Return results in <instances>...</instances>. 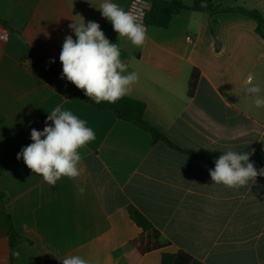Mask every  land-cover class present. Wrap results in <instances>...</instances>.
Masks as SVG:
<instances>
[{"label": "crops", "instance_id": "1", "mask_svg": "<svg viewBox=\"0 0 264 264\" xmlns=\"http://www.w3.org/2000/svg\"><path fill=\"white\" fill-rule=\"evenodd\" d=\"M113 2L127 10L131 0ZM213 2L258 11L264 18V0ZM100 3L0 0V20L6 23H0V35L8 34L6 41L0 38V192L23 238L13 264H62L59 258L67 255L91 264H130L127 245L141 230L129 218V206L169 244L136 264H161L162 251H182L191 257L189 264H264L262 180L239 189L212 184L213 167L163 142L152 144L146 130L86 103L74 91L82 90L30 60V54L40 58L61 76L64 39H75L69 25L80 23V17L96 21L119 43L128 71L139 74L125 97L144 103L146 123L212 164L229 146L262 159L257 150L264 148V108L255 107L244 92L249 76L264 89V42L255 22L236 12L184 9L166 28L147 26L146 43L138 48L118 40L96 8ZM193 70L198 80L189 97ZM56 105L86 120L96 139L79 150L81 175L62 177L52 187L16 157L32 143L31 129L42 131ZM4 210L0 201V264H9Z\"/></svg>", "mask_w": 264, "mask_h": 264}, {"label": "clouds", "instance_id": "2", "mask_svg": "<svg viewBox=\"0 0 264 264\" xmlns=\"http://www.w3.org/2000/svg\"><path fill=\"white\" fill-rule=\"evenodd\" d=\"M118 34V40L126 38L133 46L143 47L147 40V28L142 17L148 5L146 0H133L125 9L113 0H101L96 7ZM80 17V16H79ZM72 23L75 39L67 35L64 39L59 60L62 64L61 78L82 90L88 99L99 105L102 102L115 104L133 90L139 81L136 71H128V64L121 58L119 43L111 42L96 21ZM54 63L55 61H50ZM264 89L253 83L251 76L244 89L253 98L255 107L264 108ZM46 118L42 131L32 128V143L22 147L17 160L24 164L43 181L55 187L62 177L76 179L81 175L79 164L82 160L80 149L96 139V134L87 121L56 105ZM51 122V124H49ZM249 151H234L230 146L215 159L214 169H209L212 184L229 189L256 184L258 177H264V168L257 169L251 161ZM78 191L83 194L84 188ZM62 264H91L80 255L59 258Z\"/></svg>", "mask_w": 264, "mask_h": 264}, {"label": "trees", "instance_id": "3", "mask_svg": "<svg viewBox=\"0 0 264 264\" xmlns=\"http://www.w3.org/2000/svg\"><path fill=\"white\" fill-rule=\"evenodd\" d=\"M151 5L150 11L147 13L145 18V24L147 26H155L159 28H166L169 25L172 17L179 14L182 10L187 9L195 12H207L209 15H214L218 13H240L252 19L255 24V33L256 35L264 42V18L258 11H248L242 7H223L220 5L214 4L213 0H193V3L190 6H186L181 3L179 0H148ZM0 23L3 26H6L5 22L0 20ZM30 60L33 64H36L44 69H46L53 77L61 79L60 71L54 67H47L43 61L30 54ZM198 80V73L196 70H193L191 73L187 95L191 97L194 94V90ZM86 103L93 105L99 110H107L112 112L118 119L128 121L134 125L143 128L146 130L150 137L151 143L163 142L169 148L177 150L184 154L189 155L190 157L215 167L214 164L206 161L204 158L197 156L191 152L180 149L169 140H167L161 132H159L154 127L150 126L144 120L145 105L141 101H137L131 98L124 97L115 104H110L108 102H102L97 105L92 100L88 99L84 94L74 90ZM257 155L260 157L259 153ZM255 162L257 169L264 168V158H255L251 159ZM2 172L0 171V176ZM258 179L264 182V177H258ZM0 201L4 210V196L0 192ZM127 212L131 221L141 230V234L138 238L132 240L128 243L127 247L131 250L127 255L128 261L130 264H136L138 259L143 255L155 251L162 250L169 244L167 242H162L160 233L152 226L150 221L143 216L137 209L133 206L127 208ZM4 216L8 224L7 231V241L9 247V264H13L14 259V250L22 241L23 238L17 234L13 224L11 222L10 216L4 210ZM191 262V257L182 252L178 251L176 253H170L162 251L160 253V263L161 264H189Z\"/></svg>", "mask_w": 264, "mask_h": 264}, {"label": "built area", "instance_id": "4", "mask_svg": "<svg viewBox=\"0 0 264 264\" xmlns=\"http://www.w3.org/2000/svg\"><path fill=\"white\" fill-rule=\"evenodd\" d=\"M132 2H133V0H131L130 4L128 6V9L131 6ZM146 3L148 5V8L146 9L144 16L142 17V20H143V23H144L145 26H146V24H145L146 15L150 11V9H151L150 2L148 0H146ZM0 38H1V40L6 41L7 38H8V34L6 32H2V34L0 35ZM257 153H259L260 155L264 156V148H259L257 150Z\"/></svg>", "mask_w": 264, "mask_h": 264}]
</instances>
